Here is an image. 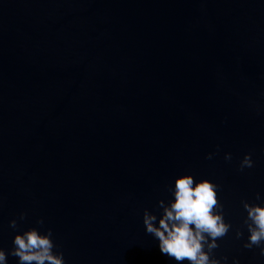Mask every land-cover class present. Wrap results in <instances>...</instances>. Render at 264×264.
Returning <instances> with one entry per match:
<instances>
[{
  "label": "water",
  "instance_id": "1",
  "mask_svg": "<svg viewBox=\"0 0 264 264\" xmlns=\"http://www.w3.org/2000/svg\"><path fill=\"white\" fill-rule=\"evenodd\" d=\"M183 175L220 186L214 258L264 264L243 224V201L264 206V0H0L7 264L32 228L65 264H177L143 214L158 225Z\"/></svg>",
  "mask_w": 264,
  "mask_h": 264
},
{
  "label": "clouds",
  "instance_id": "2",
  "mask_svg": "<svg viewBox=\"0 0 264 264\" xmlns=\"http://www.w3.org/2000/svg\"><path fill=\"white\" fill-rule=\"evenodd\" d=\"M208 159L212 158L209 154ZM232 154L227 153L225 160L231 161ZM254 167L251 153L245 155L240 162L239 170ZM219 185L208 179L198 183L192 175H183L175 180V188L171 189L174 200L165 203L160 200L158 207L162 215L158 217L145 209L143 223L146 232L159 242V249L177 264H221L220 259L214 258V250L219 248L218 240L223 239L232 228L231 223L225 221L224 205L218 196ZM261 194H256L260 200ZM243 208L247 215L243 224L249 233L244 244L247 249H260L264 256V206L243 201ZM27 213H21L18 220L23 221ZM17 219L10 221L12 229L19 228ZM39 225L44 220L37 221ZM52 230L41 234L37 228L17 234L13 240L10 255L17 257L19 264H65L64 254L54 252L56 247L52 239ZM244 235L241 229L236 230V238ZM6 251L0 248V264H7ZM227 260V257H224ZM238 264V262H234Z\"/></svg>",
  "mask_w": 264,
  "mask_h": 264
}]
</instances>
